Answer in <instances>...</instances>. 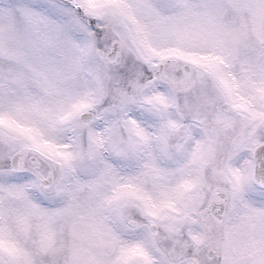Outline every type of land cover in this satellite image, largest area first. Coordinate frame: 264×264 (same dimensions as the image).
I'll use <instances>...</instances> for the list:
<instances>
[{
  "label": "snow or ice",
  "instance_id": "obj_1",
  "mask_svg": "<svg viewBox=\"0 0 264 264\" xmlns=\"http://www.w3.org/2000/svg\"><path fill=\"white\" fill-rule=\"evenodd\" d=\"M203 6L225 64L178 0H0V264H264V0Z\"/></svg>",
  "mask_w": 264,
  "mask_h": 264
},
{
  "label": "rangeland",
  "instance_id": "obj_2",
  "mask_svg": "<svg viewBox=\"0 0 264 264\" xmlns=\"http://www.w3.org/2000/svg\"><path fill=\"white\" fill-rule=\"evenodd\" d=\"M179 3H188L191 11L183 27L169 28L162 26L157 29L160 38L172 42V47L182 52L194 64L218 60L225 64L223 55L224 49L235 50L242 47L246 40L247 33L235 26L237 20L231 13L223 10L213 11L204 7L205 0H178ZM212 0H207L210 5ZM241 0H228V3L235 6ZM239 24L247 27V22L241 17Z\"/></svg>",
  "mask_w": 264,
  "mask_h": 264
}]
</instances>
